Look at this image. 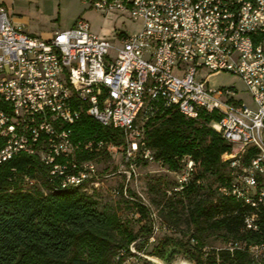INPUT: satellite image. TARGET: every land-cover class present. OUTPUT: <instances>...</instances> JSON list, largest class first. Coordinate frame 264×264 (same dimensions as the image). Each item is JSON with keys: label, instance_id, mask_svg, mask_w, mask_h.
<instances>
[{"label": "built area", "instance_id": "built-area-1", "mask_svg": "<svg viewBox=\"0 0 264 264\" xmlns=\"http://www.w3.org/2000/svg\"><path fill=\"white\" fill-rule=\"evenodd\" d=\"M84 1L105 16L129 15L139 30L115 33L113 41L78 19L71 28L43 37L24 30L0 3V164L30 155L46 167L52 188L80 184L86 192L98 185L99 172L94 160L78 157L110 150L102 141L74 138L73 126L82 114L122 132L126 145L120 153L132 171L137 158L161 162L144 140L148 121L169 109L192 119L214 115L209 125L231 145L221 155L228 173L218 191L246 208V230L259 231L258 212L264 209V0ZM200 68L238 75L255 108L235 101L230 89H211L207 81L197 80ZM196 171L194 160L182 157L168 192L183 190ZM144 206L153 240L160 218ZM235 250L264 264V246L233 239L221 246L205 244L201 255L219 262L220 251Z\"/></svg>", "mask_w": 264, "mask_h": 264}, {"label": "trees", "instance_id": "trees-1", "mask_svg": "<svg viewBox=\"0 0 264 264\" xmlns=\"http://www.w3.org/2000/svg\"><path fill=\"white\" fill-rule=\"evenodd\" d=\"M212 117L186 118L178 110L169 109L145 126L144 140L156 160L171 170L179 168L184 156L197 164L189 183L180 192L170 193L160 210L169 227L175 228L172 223L179 221L193 226L186 239L164 236L145 252L144 243L152 233L149 222L134 231L115 211L100 208L93 194L79 187L55 190L45 178L46 167L30 155L19 154L0 164V264H122L128 256H138L130 250L131 244L135 251L168 263L181 254L195 264L204 260L208 264H255L245 250L232 254L220 251L219 262L213 256L203 259L201 255L205 242L199 234L203 232L218 233L223 240L264 243V209L258 212L259 231L246 230V208L218 191L228 173V162L221 161V155L229 153L231 145L211 128ZM73 129L76 139L113 145L124 141L118 128L105 126L87 114H82ZM105 150L83 153L78 158L94 160L100 152L108 154ZM207 174L213 175L218 185L205 193L203 180ZM25 176L41 180L46 190L23 188ZM176 195L179 198L173 200ZM142 209L147 215L145 206Z\"/></svg>", "mask_w": 264, "mask_h": 264}, {"label": "rangeland", "instance_id": "rangeland-1", "mask_svg": "<svg viewBox=\"0 0 264 264\" xmlns=\"http://www.w3.org/2000/svg\"><path fill=\"white\" fill-rule=\"evenodd\" d=\"M0 1L16 23L22 25L27 32L40 36H48L56 30L71 28L78 19L86 20L94 33L113 41H116L115 33H133L140 28L139 23L132 20L129 15L110 12L105 16L103 13L91 8L88 2L84 0ZM195 78L207 81V85L211 89H230L235 93L233 96L235 101L249 108H255L251 93L238 75L228 71H208L205 68H200ZM112 145H106L111 151L106 149L105 151L108 154L105 152L96 154L94 161L99 172L98 185L88 186L86 193L94 195L100 208L105 207L115 211L120 220L134 231L144 225L147 227L148 222L151 224L149 211L146 215L142 205L145 204L150 209L152 207L160 218V229L153 233V240H151L150 235L148 241L144 243L145 252L150 250L164 236L186 239L194 231L191 224L187 225L183 221L172 223L175 229L169 227L160 215V210L166 199L171 196L168 190H170L175 180L172 170L169 169L168 165L161 162H151L137 158L134 171H132L129 164L123 161L120 153V149H123L126 145L125 140L121 145H114L116 147L114 150L111 149ZM214 178L213 175L207 174L203 180V191L205 193L207 191L212 192L218 185ZM22 186L28 189L35 186L42 191L46 190L41 180H36L31 185L23 178ZM114 190L118 193H114ZM172 198L177 200L179 196L176 195ZM183 200L186 204V198ZM168 228L170 229L168 230ZM199 235L205 244L210 246H221L226 241L218 233L203 232ZM140 239H138V242H142ZM130 250L137 252L133 244L130 245ZM140 254L143 253L140 252ZM178 257H183V255L179 254L176 258ZM142 259L140 255L128 256L122 264H144Z\"/></svg>", "mask_w": 264, "mask_h": 264}, {"label": "water", "instance_id": "water-1", "mask_svg": "<svg viewBox=\"0 0 264 264\" xmlns=\"http://www.w3.org/2000/svg\"><path fill=\"white\" fill-rule=\"evenodd\" d=\"M133 251V250H132ZM137 255H140L143 259L147 260L151 264H195L193 261L183 258V257H178L172 262L168 263L165 260L155 256V255H150V254H140V252H135Z\"/></svg>", "mask_w": 264, "mask_h": 264}, {"label": "bare ground", "instance_id": "bare-ground-1", "mask_svg": "<svg viewBox=\"0 0 264 264\" xmlns=\"http://www.w3.org/2000/svg\"><path fill=\"white\" fill-rule=\"evenodd\" d=\"M72 187H73V188H74V187H79L80 189L83 190V187H82V185H80V184H71V185H66V186L55 187V190H56V189L72 188ZM255 246H264V243L259 244V245H255Z\"/></svg>", "mask_w": 264, "mask_h": 264}, {"label": "crops", "instance_id": "crops-1", "mask_svg": "<svg viewBox=\"0 0 264 264\" xmlns=\"http://www.w3.org/2000/svg\"><path fill=\"white\" fill-rule=\"evenodd\" d=\"M0 3L3 4L1 1H0ZM29 33H30V32H29ZM50 35H51V34H50ZM50 35H48V36H50ZM48 36H43V37H48Z\"/></svg>", "mask_w": 264, "mask_h": 264}]
</instances>
